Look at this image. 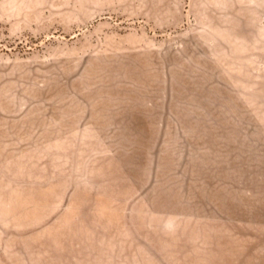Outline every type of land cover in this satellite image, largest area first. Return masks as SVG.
Here are the masks:
<instances>
[{
	"label": "rangeland",
	"instance_id": "1",
	"mask_svg": "<svg viewBox=\"0 0 264 264\" xmlns=\"http://www.w3.org/2000/svg\"><path fill=\"white\" fill-rule=\"evenodd\" d=\"M0 264H264V0H0Z\"/></svg>",
	"mask_w": 264,
	"mask_h": 264
}]
</instances>
